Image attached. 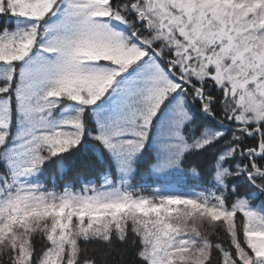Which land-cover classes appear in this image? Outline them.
<instances>
[{
  "label": "snow or ice",
  "instance_id": "obj_1",
  "mask_svg": "<svg viewBox=\"0 0 264 264\" xmlns=\"http://www.w3.org/2000/svg\"><path fill=\"white\" fill-rule=\"evenodd\" d=\"M0 264H264V0H0Z\"/></svg>",
  "mask_w": 264,
  "mask_h": 264
}]
</instances>
